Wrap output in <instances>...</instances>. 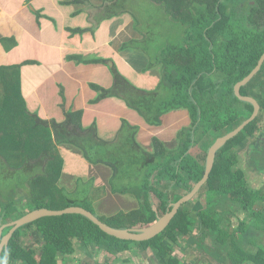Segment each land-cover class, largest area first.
Wrapping results in <instances>:
<instances>
[{
	"label": "trees",
	"instance_id": "obj_1",
	"mask_svg": "<svg viewBox=\"0 0 264 264\" xmlns=\"http://www.w3.org/2000/svg\"><path fill=\"white\" fill-rule=\"evenodd\" d=\"M150 1L163 5L171 19L185 29L181 43L165 45L155 57L156 64L160 66L157 87L138 88L112 66L110 86L90 83L96 94L88 102L119 98L139 115L132 112L134 118L138 117L150 126L162 125L163 116L170 109H183L188 114L190 125L182 127L171 146H167L166 139L153 135L152 150L146 151L136 139L137 124H133L130 141L125 140L126 149L116 139L102 138L95 122L84 125L82 108H71L66 110L62 122L54 124L53 133L43 126L41 130L47 132L46 137L39 145H34L39 150L33 148L25 155L24 149L28 144L24 143L18 147L21 151H17L16 147L21 142L12 138L15 128L7 126L4 117L8 113L4 111L7 100H0L1 158L11 163L16 159H37L40 152L46 155L43 162L39 161L42 163L40 171L32 173L28 180V199H24L22 205H13L0 213L4 219L0 225L32 209H62L79 205L112 227L148 226L202 178L206 152L215 138L250 116L252 104L237 98L233 87L253 69L264 52V0H253L254 3L252 0ZM134 46V40H131L124 42L121 48ZM153 65L150 63L148 67ZM15 67L18 65L0 66V86L4 90L10 87L13 80L11 68ZM125 92L131 101L125 99ZM240 93L254 97L260 109L253 120L217 150L208 179L195 195L202 193V207L195 210L186 207L194 196L179 207L162 232L144 241L111 236L78 213L41 217L14 231L7 251L2 252L3 264H62L76 249L89 256L93 251H103L109 259H115L119 253L134 247L139 251L149 250L157 264H185L172 250V244L179 243L180 238H186L187 245H199L221 264H264V186L255 191L249 188L245 172L238 166L237 152L253 138L255 145H251L256 154L250 158L256 168H264V62L260 70L240 87ZM12 95V104L22 101L17 91ZM123 119L121 117L120 122ZM257 131L260 133L258 137ZM199 141L203 154L196 156L190 149ZM48 144L54 148L55 155H50ZM58 144L81 155L86 162L79 163L83 162L84 166H105L110 172L109 193L130 195L136 200V206L115 213L98 214L95 201L100 194L97 189L90 190V185L84 189L85 198L71 197L66 187L59 183L65 155L64 158L58 155ZM39 162L37 159L33 163ZM11 166L18 170L24 165L17 163ZM32 166L30 163L29 167ZM121 181L129 184L119 185L117 182ZM240 209L244 216L233 228L222 225V217L226 213L234 215ZM226 221L229 225V216ZM31 226H34L37 242L25 246L23 230ZM8 229L5 227L2 233ZM206 239L210 243L205 242Z\"/></svg>",
	"mask_w": 264,
	"mask_h": 264
},
{
	"label": "crops",
	"instance_id": "obj_2",
	"mask_svg": "<svg viewBox=\"0 0 264 264\" xmlns=\"http://www.w3.org/2000/svg\"><path fill=\"white\" fill-rule=\"evenodd\" d=\"M66 1L0 0V66L18 65L11 68L14 81L11 80L10 87L4 90L0 86V100H7V126L21 127L15 129L12 138L22 145L42 142L47 134L41 130L43 126L53 133L54 124L62 122L66 110L71 108L84 110V125L95 122L99 134L103 129L107 131L110 124L126 118L127 107L119 98L111 97L89 103L96 94L89 84L109 87L112 66L118 70L117 65L123 64L138 78L148 67L147 51L135 43L132 48H121L124 42L145 36L125 1ZM112 4L118 6L112 13L115 20L103 12ZM15 91L22 101L12 104L10 98ZM129 119L134 124L142 121L133 116ZM256 135L260 133L257 131ZM110 136L109 133L105 139L111 140ZM57 149L66 158V150L62 146ZM140 252L156 264L149 250Z\"/></svg>",
	"mask_w": 264,
	"mask_h": 264
},
{
	"label": "rangeland",
	"instance_id": "obj_3",
	"mask_svg": "<svg viewBox=\"0 0 264 264\" xmlns=\"http://www.w3.org/2000/svg\"><path fill=\"white\" fill-rule=\"evenodd\" d=\"M124 1L127 6L133 9L131 12L134 15L133 18L136 23H138L139 29L143 30V33L145 35L142 39H137V41L134 40V43L141 50H144V52H148V65L150 63H154L155 65L150 67L146 66V68L144 69V74L141 78L133 75V73L128 71V68L124 67L123 64L117 65V68L122 75L127 77V79L138 88L155 89L160 79L159 76L156 75L160 74V66L156 64L155 57L158 55L160 49L165 45L181 43L185 29L182 25H180V23L175 22L171 19V17L165 10V7L161 4L154 3L150 0H120V2ZM117 7V5L112 4L109 7L104 8L103 12H107V16H110L111 20H115L112 19V17H114L112 13L118 10ZM1 90L2 88H0V91ZM124 97L128 100L129 94L125 92ZM121 101L124 103L123 100ZM129 101H131V98L129 99ZM125 106L127 107V105ZM127 109V115L125 116L126 118H124L122 122H114L106 128L108 132L102 128L103 132L106 133H100V136L102 138H106V136L110 133L111 139H116L122 145H124L126 149L127 146L125 145V140L126 142L130 141L132 126H135L133 125L134 122H132L129 118H132V116L136 114L134 113V109L128 107ZM146 123V121L142 120L141 123H138L136 125V139L146 151L152 150L151 137L153 135H157L162 139H166L165 141H168L167 146H171L174 145L176 135L182 129V127H187L190 125L188 114L183 109H170L167 113L164 114L163 124L160 126H150ZM34 127L29 128L34 129ZM15 129H21V127ZM197 135L198 132L195 134V136ZM21 145L22 144L16 147L17 151H21V148H18ZM34 145H39V143L28 144L26 146V149L23 148L27 152L25 155H28L29 151H33V148L35 147ZM200 145L201 142L199 141L191 147L190 151L193 155L200 156L201 154H203L202 150L199 147ZM59 146L62 145L58 144L57 147ZM62 147L64 148L63 150H66L65 154L68 155L66 156L65 161H63L64 167L62 168L60 178L61 180L59 181V183L63 184V186L66 187V191L71 197L77 199L85 198L84 189L89 187L90 185V190L97 189L100 194V198L95 201L98 214L115 213L122 210L132 209L133 206H136V200L130 195H111L109 193L108 179L110 176V172L105 166H92L90 164L84 166V164L82 163L86 161L79 163L81 162V155L73 152L70 149L67 150V148H65L64 146ZM48 148H51V144H48ZM37 149L39 150V147L34 148V150L38 151ZM113 149L114 147H111V150ZM242 150V155L239 154L238 166L245 171L247 182L251 186L250 188H257L261 186L262 181L264 180V173H259L251 167L248 161V153H246L245 149ZM57 153H59L58 155L61 156V158H64L62 152L58 151ZM51 154H56L54 153V148H51L50 155ZM76 155L78 157H76ZM45 157L46 155L43 154V152H40L37 157L38 162L45 160ZM34 159H16L11 163H7L0 156V213L6 212L13 205H22L25 201L24 199H28V180L31 175H33L32 173H38L40 171L42 165V163L40 164V162L34 164L33 162L37 161V159ZM12 163H21L24 166L18 170H13L11 166L13 165ZM30 163L33 164L31 168L29 167ZM89 178L90 181H88ZM117 183L119 185L123 183L129 184V182L124 181ZM93 193L96 192L94 191ZM201 196L202 193H199L186 205V207L190 210H195V208L202 207L203 201ZM152 201L154 204L157 203L155 199H153ZM241 215L244 216V213L242 212ZM227 216L231 215L226 213L225 216L222 217V225H227L229 228H233V226L236 225L238 218H236L234 214L232 216V221H230L228 225L226 221ZM1 219H3V215H0V221ZM33 228L34 226H31V228H25L23 230L24 235L22 236V240L25 246L33 245L34 242H37L36 234ZM196 232L197 231H195V233ZM39 242L40 241H38V244ZM205 242L210 243L208 239H206ZM183 248H185V250ZM172 250L174 255H176L185 264H221L218 263L215 259L211 258L199 245H187L186 238H180L179 243L177 244L173 243ZM253 250H256V248H254ZM154 261L153 259L150 260L149 255H147L146 253L140 252L139 250L137 252L136 248L134 247L130 250L121 252V254H119L115 259L112 257H110L109 259V256H105V253L103 251H93L89 256L86 255L83 251L76 249V251L72 255H70V257H67L65 260H63L62 264H155Z\"/></svg>",
	"mask_w": 264,
	"mask_h": 264
},
{
	"label": "water",
	"instance_id": "obj_4",
	"mask_svg": "<svg viewBox=\"0 0 264 264\" xmlns=\"http://www.w3.org/2000/svg\"><path fill=\"white\" fill-rule=\"evenodd\" d=\"M263 61L264 52L261 54L255 67L244 78L236 82L233 87L234 93L237 98L252 104L253 110L250 116L248 118H245L232 130L215 138L206 152L205 170L202 178L193 185L190 191L182 195L177 201L171 203L170 208L154 223L140 228H116L101 221L90 210L79 205H71L62 209H49L46 207L32 209L25 212L20 217L0 225V264L4 263L1 260L2 252L7 251L9 239L11 238L14 231L22 225L33 222L34 220L45 216L62 215L65 213L82 214L89 218L93 223L98 225L99 228L105 233L124 240L144 241L162 232L168 226L174 215L177 213L179 207L191 200L197 194L202 185L206 182L212 169L217 150L221 148L229 139L238 134L245 127V125H247L257 116L260 109L257 100L252 96L242 95L240 93V87L245 85L257 73ZM5 227H9V229L5 234H2V231Z\"/></svg>",
	"mask_w": 264,
	"mask_h": 264
},
{
	"label": "flooded vegetation",
	"instance_id": "obj_5",
	"mask_svg": "<svg viewBox=\"0 0 264 264\" xmlns=\"http://www.w3.org/2000/svg\"><path fill=\"white\" fill-rule=\"evenodd\" d=\"M251 3H254V1L252 0L251 1ZM260 58V57H259ZM259 60V59H258ZM258 62V61H257ZM264 62V61H263ZM262 65V64H261ZM255 67V66H254ZM253 67V68H254ZM260 68H261V66H260ZM260 68H259V70H260ZM258 72V71H257ZM253 143V138H251V139H249V140H247V142L246 143H244L243 144V146H241V147H239V149H238V158H239V154H241L242 155V149H245L246 150V153H249V155H250V157H252V156H254L255 154H256V152H255V150H252V144ZM259 147H260V145H259ZM254 149V148H253ZM246 153H245V155H246ZM250 157H248V161H249V164L251 165V167L254 169V170H256V171H258L259 173H264V168L263 169H258V168H256L255 166H254V164L252 163V160H251V158ZM245 172V171H244ZM246 176V175H245ZM249 184V183H248ZM249 186V188L251 187L250 185H248ZM262 186H264V180L262 181V184H261V186H259V187H257V188H254V189H252V188H250V189H252L253 191H255V190H258V189H261L262 188ZM242 214V211L241 210H238V211H235V217L236 218H238V220H239V218H242L243 216L241 215ZM231 215V214H230ZM232 216L233 215H231V216H229V218H230V221H232ZM238 222V221H237ZM237 222H236V224H237Z\"/></svg>",
	"mask_w": 264,
	"mask_h": 264
}]
</instances>
